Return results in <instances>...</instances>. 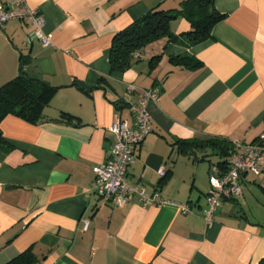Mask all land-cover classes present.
Wrapping results in <instances>:
<instances>
[{
    "label": "crops",
    "instance_id": "1",
    "mask_svg": "<svg viewBox=\"0 0 264 264\" xmlns=\"http://www.w3.org/2000/svg\"><path fill=\"white\" fill-rule=\"evenodd\" d=\"M186 1L28 0L44 18L52 45L31 40L27 21L0 30V87L23 69L57 89L38 123L8 116L0 126L12 146L0 149V264L30 248L41 264L264 260V174L244 175L242 195L224 201L208 224L206 195L218 160L195 161L175 145L215 136L254 143L264 134V0H215L226 18L195 45L185 35L191 23L179 16L171 22L177 39L150 44L129 69L112 72L118 32L158 6L180 10ZM185 55L201 66L172 63ZM149 90L158 92L147 106L153 131L128 178L160 203L143 206L134 196L119 207L92 193L93 168L106 162L116 142L113 123L120 118L133 127L131 106Z\"/></svg>",
    "mask_w": 264,
    "mask_h": 264
},
{
    "label": "trees",
    "instance_id": "2",
    "mask_svg": "<svg viewBox=\"0 0 264 264\" xmlns=\"http://www.w3.org/2000/svg\"><path fill=\"white\" fill-rule=\"evenodd\" d=\"M183 5L180 10H164L158 6L118 32L113 38L110 51L112 72H124L129 69L133 61L139 58L150 44L165 38L169 41L177 39L172 32L171 22L179 16H185L191 23L192 31L185 35L192 45L207 40L211 36L212 29L226 18V15L216 9L215 0H187ZM159 58L160 56L152 58L150 65H154ZM171 61L174 65L190 70L197 69L202 64L190 55L175 57ZM56 90L43 81L30 78L22 69L16 78L0 87V126L8 116L38 123L43 119L44 109L49 105ZM175 145L181 154L193 157L195 161H204L212 154L219 157L220 160L215 165L221 170L225 169L226 160L233 151V142L218 136L180 139ZM0 149L6 152L12 149L3 137L1 128ZM207 151L211 154L205 153ZM199 154H203L201 158L198 157ZM7 264L41 263L30 248ZM260 264H264V260Z\"/></svg>",
    "mask_w": 264,
    "mask_h": 264
},
{
    "label": "built area",
    "instance_id": "3",
    "mask_svg": "<svg viewBox=\"0 0 264 264\" xmlns=\"http://www.w3.org/2000/svg\"><path fill=\"white\" fill-rule=\"evenodd\" d=\"M14 20L27 21L33 26L31 40H37L45 47L52 45V36L45 32L46 22L41 14L30 7L28 0H2L0 4V30ZM158 92L149 90L142 99L132 105L134 125L117 119L111 131L116 137L106 162L93 168L95 175L92 193L101 198H113L119 207H124L131 197H138L143 206L160 203L158 195L149 196L144 187L132 185L128 178L130 167L135 163L138 150L152 133L151 118L147 106L157 101ZM224 170L214 165L210 173V189L206 195L204 217L210 224L224 201H233L242 195L241 179L250 173L264 174V134L255 143H233V151L226 160ZM161 178L167 175L164 167L158 170ZM169 204V202H163ZM184 213L190 212L188 204L177 205ZM89 227L85 222L84 231Z\"/></svg>",
    "mask_w": 264,
    "mask_h": 264
},
{
    "label": "rangeland",
    "instance_id": "4",
    "mask_svg": "<svg viewBox=\"0 0 264 264\" xmlns=\"http://www.w3.org/2000/svg\"><path fill=\"white\" fill-rule=\"evenodd\" d=\"M211 154V153H210ZM210 158H212V159H216V160H220L219 159V157H217V156H214L213 154L212 155H210ZM216 160H214V161H216Z\"/></svg>",
    "mask_w": 264,
    "mask_h": 264
}]
</instances>
